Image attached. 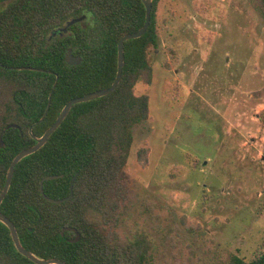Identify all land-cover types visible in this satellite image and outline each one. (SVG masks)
Instances as JSON below:
<instances>
[{
    "label": "trees",
    "instance_id": "16d2710c",
    "mask_svg": "<svg viewBox=\"0 0 264 264\" xmlns=\"http://www.w3.org/2000/svg\"><path fill=\"white\" fill-rule=\"evenodd\" d=\"M160 1L153 0L146 33L125 42L118 87L106 96L73 105L46 144L15 168L0 208L15 224L22 244L39 257L67 264L149 262L153 249L149 235L140 231L132 238L123 236L117 226L136 185L125 168L133 131L150 115V96L137 94L136 86L153 81L150 53L160 42ZM251 1L264 15V0ZM84 11L94 15V27L75 24V34L50 40L54 29ZM145 21L142 0H0V136L5 130L4 146L0 145V194L13 159L37 143L33 135L42 136L71 99L112 85L119 40L138 31ZM69 48L82 58L80 64L66 62ZM52 90L50 109L37 123ZM10 124L18 127L6 129ZM76 173L69 201L52 203L40 192L44 177L63 174L45 181L44 191L51 198L69 196ZM69 227L80 232L79 241H70L76 233L65 230ZM0 264H37L17 250L2 222ZM226 264H264V251L252 260L233 254Z\"/></svg>",
    "mask_w": 264,
    "mask_h": 264
},
{
    "label": "rangeland",
    "instance_id": "374dc122",
    "mask_svg": "<svg viewBox=\"0 0 264 264\" xmlns=\"http://www.w3.org/2000/svg\"><path fill=\"white\" fill-rule=\"evenodd\" d=\"M157 25L117 231L149 235L148 264L252 260L264 251V15L251 0H161Z\"/></svg>",
    "mask_w": 264,
    "mask_h": 264
},
{
    "label": "water",
    "instance_id": "95a60500",
    "mask_svg": "<svg viewBox=\"0 0 264 264\" xmlns=\"http://www.w3.org/2000/svg\"><path fill=\"white\" fill-rule=\"evenodd\" d=\"M143 4L145 5L146 8V21L145 24L136 32L133 33H128L125 34L124 36L121 37V39L119 40L118 43V69H117V74H116V78L114 80V82L112 83V85L108 88H104V89H100V90H96L90 93H87L85 95L82 96H78L76 98L71 99L62 109L61 113L59 114V116L57 117L56 121L44 132V134L42 136H34L35 140L37 141V143L35 145H33L30 148H26L24 150H22L18 155H16V157L13 159L9 170H8V174H7V179H6V183L5 186L3 187V190L0 194V207L1 204L3 202V200L5 199L7 193L9 192V189L11 187L12 184V180H13V176L15 173V168L17 166V164L24 159L25 157L37 152L41 147H43L46 142L48 141L49 137L59 128V126L62 124V122L65 120V118L67 117V115L69 114L70 110L72 109L73 105L78 104V103H82V102H87L96 98H100L103 96H106L108 94H110L111 92H113L119 85L121 78H122V73H123V69L125 66V42L131 39H136V38H140L141 36H143L147 29L150 26L151 23V15H152V9H153V0H142ZM80 21V18H74L70 21H68V25H72L76 22ZM66 62L69 65H78L82 62V58L78 55H75L73 53V49L69 48L68 53L65 57ZM1 64V63H0ZM22 69H34V70H38L37 68H32V67H22ZM56 84H54L55 87ZM52 93L53 90L49 96V104L45 110L44 115L42 116V118L37 122H42L45 118V116L47 115L49 109H50V104H51V99H52ZM37 123H35L31 129L30 132L31 134L33 131V127L35 125H37ZM12 127H18V125L15 124H10L7 126L6 129L12 128ZM5 130L2 132L1 136H0V145L4 146V140H3V135H4ZM64 175H48L46 177H44L40 183V192L44 195V197L52 203H62L64 201H69L73 195H74V183L77 179L78 173H76V175L72 178L71 180V184H70V194L69 196H66L64 198L61 199H56V198H51L48 195H46L45 191H44V182L47 180H53V179H58L60 177H63ZM0 222H2L3 224H5L10 232H11V236L13 238L15 247L17 248V250L23 254L24 256L28 257L30 260H32L33 262L37 263V264H67L66 262L57 259V258H42L37 256L36 254H34L33 252H31L30 250H28L21 242L18 230L16 229L15 224L1 211L0 208ZM65 230H72L76 233V237L73 239H70L71 242H77L81 239V234L80 232L76 229V228H66ZM65 230L62 231V234H64Z\"/></svg>",
    "mask_w": 264,
    "mask_h": 264
},
{
    "label": "flooded vegetation",
    "instance_id": "af4514ba",
    "mask_svg": "<svg viewBox=\"0 0 264 264\" xmlns=\"http://www.w3.org/2000/svg\"><path fill=\"white\" fill-rule=\"evenodd\" d=\"M81 23L83 22L78 21L69 26L68 23L66 22L63 26L58 27L51 32L50 40L53 38H56L57 36L64 37V36H70V35L75 34L73 26H75V24H81ZM82 26L84 27L86 25L83 23Z\"/></svg>",
    "mask_w": 264,
    "mask_h": 264
}]
</instances>
